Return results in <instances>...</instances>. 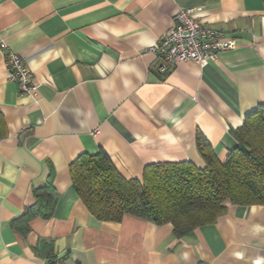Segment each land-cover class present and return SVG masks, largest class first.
Segmentation results:
<instances>
[{
  "label": "crops",
  "instance_id": "0c3cea01",
  "mask_svg": "<svg viewBox=\"0 0 264 264\" xmlns=\"http://www.w3.org/2000/svg\"><path fill=\"white\" fill-rule=\"evenodd\" d=\"M224 31L236 48L205 67L168 73L149 48L180 9ZM39 84L9 79L6 51ZM264 104V0H0V264H264V206L228 207L178 240L172 225L127 215L100 221L72 190L70 165L106 153L127 179L150 164L206 167L202 135L224 162L233 131ZM53 179V217L16 221Z\"/></svg>",
  "mask_w": 264,
  "mask_h": 264
},
{
  "label": "trees",
  "instance_id": "16d2710c",
  "mask_svg": "<svg viewBox=\"0 0 264 264\" xmlns=\"http://www.w3.org/2000/svg\"><path fill=\"white\" fill-rule=\"evenodd\" d=\"M5 131L0 114V137ZM233 134L238 146L224 162L199 135L205 168L191 162L150 164L142 179L125 178L106 153L82 155L70 165L72 190L100 221L121 222L131 215L160 227L172 225L178 240L191 237L216 223L230 205L264 206V104ZM33 194L35 204L15 223L23 233L34 218H52L58 200L53 179Z\"/></svg>",
  "mask_w": 264,
  "mask_h": 264
},
{
  "label": "built area",
  "instance_id": "2783aa9c",
  "mask_svg": "<svg viewBox=\"0 0 264 264\" xmlns=\"http://www.w3.org/2000/svg\"><path fill=\"white\" fill-rule=\"evenodd\" d=\"M174 22L173 28L148 49L158 59L159 70L163 73L170 72L172 66L181 62L205 67L221 52L236 48L235 40L224 31L200 22L194 9H180ZM2 48L7 52L5 60L10 81L19 86L22 94L35 98L39 84L31 68L19 55L9 51L5 43Z\"/></svg>",
  "mask_w": 264,
  "mask_h": 264
}]
</instances>
